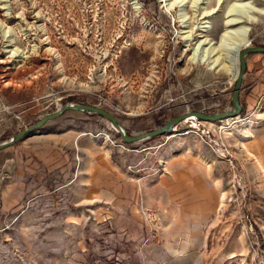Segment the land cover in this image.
Wrapping results in <instances>:
<instances>
[{
	"label": "rangeland",
	"instance_id": "1",
	"mask_svg": "<svg viewBox=\"0 0 264 264\" xmlns=\"http://www.w3.org/2000/svg\"><path fill=\"white\" fill-rule=\"evenodd\" d=\"M240 25L264 47V0H0V144L63 105L100 108L132 136L231 110L235 78L197 45ZM250 89L235 117L131 144L106 118L67 111L1 150L0 264H173L152 258L165 255L154 213L131 222L123 208L132 181L148 184L175 156L205 171L176 200L183 217L201 213L170 232L194 242L183 263L264 264V85ZM98 146L122 180L92 167Z\"/></svg>",
	"mask_w": 264,
	"mask_h": 264
},
{
	"label": "crops",
	"instance_id": "2",
	"mask_svg": "<svg viewBox=\"0 0 264 264\" xmlns=\"http://www.w3.org/2000/svg\"><path fill=\"white\" fill-rule=\"evenodd\" d=\"M245 61L246 70L241 91L245 90V88H251V91L257 92L264 85V58L261 55L246 56ZM43 137L46 136L44 135ZM48 141L51 144L53 140L50 139ZM89 156L92 167L97 169V171L101 169L103 172L115 174L118 181L123 179L122 168L112 158L109 149L107 151L98 146L89 150ZM164 168L165 172L159 175L158 178L154 177L148 184L146 183L147 186L146 184L143 186L141 183L132 181L131 184L134 190L130 194L131 202L129 208L123 209L127 211L126 213L131 222L137 221L140 223H142V220L145 221L143 210H151L159 224L157 235L162 241L161 246L165 253L164 256L155 255L152 258H166L168 262H173V264H185L183 261L185 262L187 258H195V255H186V251L183 248L194 245V242L191 239L186 241L185 239L177 238L176 235H171L170 232L179 230L186 219L189 221H195L196 219L200 221L201 218L196 216H201V213L187 208L186 210L190 215L187 214L188 216L183 217L184 212L178 209L176 200L185 196L186 192L183 190L185 177L201 178L205 175V171L201 163L178 156L165 160ZM189 196L191 198L197 197L193 191H191ZM139 205L140 207L143 206V208H139ZM119 210L121 211L122 208L119 207ZM192 214L193 217L191 216Z\"/></svg>",
	"mask_w": 264,
	"mask_h": 264
},
{
	"label": "water",
	"instance_id": "3",
	"mask_svg": "<svg viewBox=\"0 0 264 264\" xmlns=\"http://www.w3.org/2000/svg\"><path fill=\"white\" fill-rule=\"evenodd\" d=\"M258 53H264L263 46L249 47L247 44L239 50L238 73L235 77V82H234L232 94H231V106H232L231 110H228L222 113H214V114H205L201 112H186V113L180 114L168 120L161 127L157 129L151 130L149 132H146L140 135L132 136L126 133L123 126L118 120H116L108 112L100 108L90 106V105H81V104L63 105L59 110H56L55 112H52L42 117L35 124L30 125L26 129H23L19 131L18 133H16L8 142H4L0 144V151L18 143L20 140H22L24 137H26L30 133L39 130L47 122L61 116L63 113L67 111H79V112H84V113L96 114L103 118H106L112 124V126L116 129L119 136L121 137L123 142L126 144H131V143L139 142L141 140L154 138V137L164 135V134H169L173 131L175 126H177L180 122L185 121L187 119H198L201 121L216 122V121H221L227 118L235 117L239 115L242 110V106L240 104V91L242 88L243 77H244L245 70H246L245 58L249 54H258Z\"/></svg>",
	"mask_w": 264,
	"mask_h": 264
},
{
	"label": "bare ground",
	"instance_id": "4",
	"mask_svg": "<svg viewBox=\"0 0 264 264\" xmlns=\"http://www.w3.org/2000/svg\"><path fill=\"white\" fill-rule=\"evenodd\" d=\"M174 5H171L170 7ZM232 22H235V20H231L228 25L232 24ZM202 28H207V26H202ZM247 32L248 28L240 25L236 28L230 29L229 31L226 30L225 32H223L220 35L217 46H213L210 41L204 40L198 43L197 49L200 48V50L202 49V51H207L208 54L213 52L214 50H218L222 58L220 65L224 70L231 72V74L235 78L238 73L237 53H239L238 50L240 48L248 44Z\"/></svg>",
	"mask_w": 264,
	"mask_h": 264
}]
</instances>
